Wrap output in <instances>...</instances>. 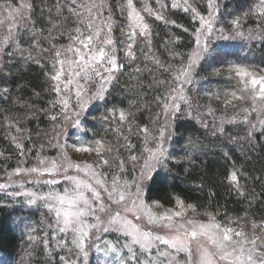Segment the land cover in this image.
I'll return each instance as SVG.
<instances>
[{
    "label": "snow or ice",
    "instance_id": "6c2138e0",
    "mask_svg": "<svg viewBox=\"0 0 264 264\" xmlns=\"http://www.w3.org/2000/svg\"><path fill=\"white\" fill-rule=\"evenodd\" d=\"M139 2L140 7H137V0H54L53 5L46 8L47 29L36 26L33 0H19L18 4L3 0L0 3V61L8 57L7 62L11 63L19 53L22 59L44 67L41 60L47 57L52 71L46 75L51 82L49 90L55 97L49 105L51 110L58 109L49 119L60 121L54 128L55 135L48 141L49 147L58 149L57 156L42 155L44 146L41 145L36 163L30 167L17 166L7 172V182L0 183V192H5L9 198L23 197L22 202L29 206L39 203L47 209L52 222L47 223L42 235L36 234V228H30L27 242L29 248L40 243L48 249L51 234L58 247L69 251L74 247L77 259L61 256L63 264H81V257L82 264H88L91 247L102 252L106 264H264V220L257 222L245 213L244 217H228L221 221L219 212L198 213L195 204L186 203L178 195L173 197L175 206L172 208H164L159 200L151 203L146 200L150 185L160 170L167 171L169 161L175 159L169 147L178 119L191 118L208 128L209 121L204 116H211L212 135L215 136L224 133L225 124L237 123L239 118V122L248 127L246 137L249 141L254 139L257 130L264 136V69L231 62L225 68L227 54L217 52L211 43L216 34L227 40H264V0H257L249 10L227 24L221 20L219 0H206L205 12L197 7V0H171L170 4L154 0L155 8L149 0ZM169 9L189 14L193 28L188 51L169 50L171 60L165 63L152 50L154 29L150 18L176 25L175 20L166 16ZM249 16L257 18L258 31H245L244 23ZM117 28L120 38L114 35ZM183 31L189 32V29ZM25 37L27 47L23 43ZM62 38L68 43H58ZM179 39L175 37L170 43L174 45ZM138 40L147 46L148 52L144 53L143 47L138 48ZM137 50L167 74V78L154 81L163 89L155 97L159 110L153 117L154 127L137 125L130 110L113 107L107 109L101 119L117 124L113 129L116 144L105 137L91 141L78 137V143L71 145L66 140L61 142L68 134L69 125L91 131L84 129L82 117L92 102L107 101L111 86L125 68L120 51H123V59L131 64L138 58ZM209 57L221 64L213 72L219 75L227 71L237 86L207 95L210 100L215 98L222 102L225 111L238 109L236 115L217 118L216 109L211 105L204 113L197 107L193 115L188 92L196 82L198 67ZM134 71L139 74L142 69L136 67ZM0 91L8 93L9 90L5 87ZM5 121L8 128L14 127L19 134L9 132V138L18 155L25 157L32 151L26 149L24 143L31 139L30 135H25L28 130L20 127L19 120L9 122L5 117ZM133 135L141 138L139 148L132 143L130 137ZM120 140L124 141L123 145L119 144ZM69 148L73 152L94 154L96 159L74 161L68 155ZM121 149L129 153L126 158L119 155ZM0 157H5L3 151ZM182 159L191 160V156ZM127 166L135 173L131 179L127 178ZM241 175L233 170L228 180L236 194L244 197L247 193L245 185L240 183ZM243 175L246 178V174ZM21 176L30 179L18 182L21 190L8 191L17 183L13 178ZM61 180L64 181L62 189L56 187ZM25 183L46 185L49 190L35 191L25 188ZM213 195L215 193H210V197ZM252 198H255L254 193ZM197 214L207 218L194 219ZM107 233L116 234L117 239L103 241L101 248L96 242ZM61 235L72 238L70 241L57 239ZM181 253L186 254L183 262L178 259Z\"/></svg>",
    "mask_w": 264,
    "mask_h": 264
},
{
    "label": "trees",
    "instance_id": "16d2710c",
    "mask_svg": "<svg viewBox=\"0 0 264 264\" xmlns=\"http://www.w3.org/2000/svg\"><path fill=\"white\" fill-rule=\"evenodd\" d=\"M2 2L3 0H0V3ZM12 2L17 4L19 0H12ZM164 2L170 4L171 0H164ZM256 2L257 0H219L221 20L231 21L240 16L242 12L249 10ZM33 3L35 8L33 19L36 21V26L47 29L49 25L46 20L48 15L46 8L52 6L54 0H33ZM149 3L152 7H157L154 0H149ZM137 7H140L139 0H137ZM197 7L205 12L206 0H197ZM42 9H44L43 15L41 14ZM166 16L170 20H175L176 25L165 24L150 18L154 29L151 47L156 56L165 63L171 60L168 55L169 50L188 51L191 44L190 32L193 28L190 15L181 10L169 9ZM116 19L120 21L118 13ZM257 22L255 16H249L244 23V29L257 31ZM184 28H188L189 32H184ZM114 35L117 38L121 37L119 28L116 29ZM175 37L180 39L173 45L170 41ZM257 39V41L255 39L254 41H217L222 47L219 43L213 47L217 52L222 51L227 54L224 58V67L231 62L264 69V40ZM23 43L27 47V37ZM58 43L67 44L68 41L62 38ZM44 46L48 47L47 43ZM140 47H143L144 53L148 52L147 46L138 40V48ZM9 50L14 51V49ZM119 55L121 62L125 63V68L119 74L118 81L111 86L107 101H96L85 113V124L87 129H91L83 133L87 141L105 137L114 144L117 143L116 133L113 131L117 124L101 119L107 109L113 107L130 110L137 125H147L150 129L154 127L153 117L159 110L155 97L163 91L154 84V81L167 78V74L159 70L151 61L146 60L139 50H137V60L131 64L123 59V51H120ZM8 59L4 57V60L0 62V90L5 87L9 90L8 93L0 91V151L5 153V157H8L7 154H13L14 148L9 132L19 135L15 133L14 127H7L5 121L7 117L9 122L19 120L20 127L28 130L25 135H30L31 139L26 140L25 145L34 151H39L40 146L43 145L44 150L49 152L55 149L49 147L48 141L58 123V121L53 122L49 119V115L58 111V109L51 110L49 105V101L55 98L49 90L51 82L46 75L52 71L49 59L46 57L41 60L44 67L22 59L19 53L15 54L11 63L7 62ZM209 64H217L221 67V64L212 60L211 57L207 62H202L198 67L197 81L188 92L191 103H195L199 111L202 108L206 110V106L215 103V98L211 102L208 97L205 100V102L208 101V105L201 106L198 98L200 93L197 89L200 85L201 88L203 85L209 87V92L226 85L218 83L224 78L222 77L223 71L216 75L209 70ZM136 67L142 69L139 74L134 71ZM215 107L213 108L216 109ZM237 111L238 109L231 108L225 111L221 103L222 113H215V116L217 118L221 115L231 117L236 115ZM216 122L219 124L218 119ZM124 127L126 129V126ZM224 129V133H217L214 136L211 125L205 128L197 120L187 117L178 119L173 126L175 135L169 148L175 159L169 161L167 171L160 170L150 185L146 199L148 201L159 200L161 204L175 206L173 197L178 195L186 203L195 204L198 213L219 212L218 219L221 221L227 220L228 217H244L245 213L249 219L257 222L264 220V136L257 130L254 139L249 141L246 137L248 127L239 121L234 124H225ZM125 134L128 135L126 131ZM130 138L132 143L139 148L141 138L135 135ZM119 144L123 145L124 141L120 140ZM119 155L126 158L129 153L121 149ZM187 156H191V160L182 159ZM5 157H0V164L10 163L11 156H9L10 159H5ZM129 167L131 166H127L128 174ZM233 170H238L242 174L240 183L245 185L247 193L244 197L236 194L228 180V175ZM243 174H246V178ZM210 193H215V195L210 197ZM253 193L255 194L254 199L252 198ZM23 199V197L9 198L5 193H0V264H63L60 260L61 256L70 260L77 259L74 247L71 251L68 248L58 247L57 241L52 239L51 234H49L48 249L40 243L29 248L27 242L29 229L36 228V234L42 235L47 230V223L52 222V218L41 204L29 206L22 202ZM5 204L8 206H4ZM225 213L227 216L224 215ZM42 219L44 223H41ZM71 238V235L57 237V239L69 241ZM116 239L117 236L114 234L110 235L108 240L114 242ZM80 259L82 264V257ZM96 263L104 264L98 257H96ZM88 264H90L89 258Z\"/></svg>",
    "mask_w": 264,
    "mask_h": 264
},
{
    "label": "rangeland",
    "instance_id": "374dc122",
    "mask_svg": "<svg viewBox=\"0 0 264 264\" xmlns=\"http://www.w3.org/2000/svg\"><path fill=\"white\" fill-rule=\"evenodd\" d=\"M18 4V3H17ZM225 24H227V21H225ZM72 26V25H71ZM229 31H230V29H229ZM245 31L247 32V29H245ZM258 31V30H257ZM225 34H227V33H225ZM218 36H219V34H216V35H214V37L212 38V40H211V43H212V45L214 46L216 43L218 44L219 43V46L220 47H222V45H220V42H217V41H222V42H225V41H231V42H233V41H239V40H245V41H249V39H240V38H236V39H231V40H227V39H220V38H218ZM256 41L258 40V39H255ZM250 41H252V40H250ZM253 41H254V39H253ZM1 62V61H0ZM227 67V66H226ZM225 67V68H226ZM214 68H219V65L217 66V64L215 65V64H209V70L211 71V72H213V69ZM198 70H199V68L197 69V74H198ZM210 72V73H211ZM214 73V72H213ZM197 74H196V76H197ZM222 77H224V78H222V80H219L220 82H218V83H220V85H222V83H224V84H226L225 86H222V87H220L219 89L217 88V89H215V91H211V92H209L210 91V89H209V87H207L206 85H203V87L201 88V85H200V88H197V89H199L198 90V93H200V95H199V100H200V104H201V106H206V105H208V101H206L205 102V100H206V98L208 99V95H207V93H215V92H217V91H219V92H221V93H223V91L225 90V89H232V88H235L236 86H237V84H236V81H235V79L234 78H230L229 77V74H228V72L227 71H223V76ZM229 82H227V81ZM196 81H197V79H196ZM199 87V86H198ZM207 87V88H206ZM197 91V90H196ZM208 100H210V98L208 99ZM212 101H214V99L212 98L211 99V102ZM96 101H94V102H92L90 105H89V108L95 103ZM207 103V104H206ZM221 103L222 102H217L216 100H215V103H213V104H211V107L213 108L214 106H216L215 108H216V112L215 113H218V112H221ZM192 104V108H193V113H195L196 114V110H197V105L195 104V103H191ZM213 105V106H212ZM200 106V107H201ZM209 106V105H208ZM208 106H206V108L208 107ZM245 106H247V105H245ZM183 107V106H182ZM88 108V109H89ZM88 111V110H87ZM86 111V112H87ZM85 112V113H86ZM200 112L201 113H204L205 112V109H201L200 110ZM222 113V112H221ZM219 114V113H218ZM84 117H85V114H84V116L82 117V122H83V127H84V129H87V126H86V124H85V121H84ZM204 119L205 120H207V121H209V126L211 125V122H212V120H213V118L211 117V116H207V115H205L204 116ZM238 121H239V118H238ZM60 123V121L58 120V123L56 124V125H58ZM55 125V126H56ZM58 130V129H57ZM85 131H82L81 129H76V128H73V127H71L70 125L67 127V136H65V137H62V139H61V142H64L65 140L67 141V143L69 144V145H71V144H73V143H78V137H82L85 141H87L86 139H85V137L83 136V133H84ZM55 135V132L53 133V135L52 136H54ZM50 138H51V136H50ZM26 142V140L24 141V143ZM170 146H171V142H170ZM13 150L14 151H12L13 152V154H7L6 156H11V161H10V163L8 162V163H5V164H0V183H2V182H7V175H6V173L7 172H10L12 169H14L15 167H17V166H25V167H30V166H32V165H34L35 163H36V155H37V151H34V150H32L30 153H26V156L25 157H20L19 155H18V150L15 148V146L13 145ZM25 148L26 149H29V147L27 146V145H25ZM170 148V147H169ZM54 152V153H53ZM57 152H58V149H52L51 151H46V150H43V152H42V155H45V156H48V157H56L57 156ZM14 155V156H13ZM68 155L71 157V159L72 160H74V161H81V160H88L89 162H91L92 160H94V159H96V157H95V155L94 154H87V153H80V152H73L72 151V149L71 148H69L68 149ZM130 168V167H129ZM70 174H72V173H70ZM133 175H135V173L132 171V169L130 168L129 169V174H128V176H127V178L128 179H131L129 176H133ZM32 178H34V177H32ZM44 178H51V177H44ZM14 180H16L17 181V183L12 187V188H10V189H8V191H14V190H21V189H19V181L20 180H26V179H30V178H25V177H23V176H21V177H14L13 178ZM63 186H64V181L63 180H61V182H60V185H58V186H56V187H58V188H60V189H62L63 188ZM25 188H29V189H33V190H35V191H43V192H47L48 190H49V187L48 186H43V187H40V186H36V185H33V184H29V183H25ZM1 193V192H0ZM3 193H5V192H3ZM147 200V199H146ZM148 201V200H147ZM149 203H151L152 201H148ZM39 204V203H38ZM163 206H164V208H172V207H174V206H167V205H164V204H162ZM42 206V205H41ZM156 211H162L163 209H155ZM194 219H198V220H204V219H206L207 217L206 216H204V215H199V214H197L196 216H194L193 217ZM110 235H114V233H107V234H104V235H102L101 236V239H100V241H97L96 243H99L100 244V247L101 248H103L104 247V244H103V241H105V240H108L109 239V236ZM116 235V234H115ZM96 257H98L99 259H101V261L104 263V264H106V258L103 256V254H102V252H98L97 250H96V248L95 247H91V248H89V256H88V258H89V262H90V264H97L96 263ZM108 259H110V258H108ZM178 259L181 261V262H183L185 259H186V254H184V253H181V254H179V257H178Z\"/></svg>",
    "mask_w": 264,
    "mask_h": 264
}]
</instances>
